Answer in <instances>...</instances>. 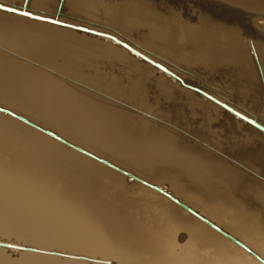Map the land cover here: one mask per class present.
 Segmentation results:
<instances>
[{"label": "bare ground", "instance_id": "1", "mask_svg": "<svg viewBox=\"0 0 264 264\" xmlns=\"http://www.w3.org/2000/svg\"><path fill=\"white\" fill-rule=\"evenodd\" d=\"M3 1L0 0L1 5L23 10V3L20 8ZM96 1L104 8L94 7L93 0H30L26 1L24 10L110 34L179 75L181 80L187 81L191 74L198 79L202 78L200 74H217L215 85L235 97L245 98L246 103L234 99L225 102L221 93L210 89L207 94L215 95L214 99L264 126V39L249 44L241 42L244 37L255 35L254 26L249 27L254 16L251 12H264V0H218L234 6L225 5L221 12H215L216 6L207 4L206 18L218 27L213 37L198 31L195 40L180 25L181 21H177L175 28L179 33H175L174 42H166L163 32L155 28L156 23H165H162L163 12L169 5L166 2L155 0L159 15L153 21L149 18L150 26L144 30L135 28L131 22L137 14L135 5L137 2L147 5L145 0H125L124 4ZM106 1L110 3L103 4ZM53 2L57 4L54 12L62 18L55 13H42V9L41 13L32 11L33 4H37L53 12L50 10ZM116 8L122 10L119 16L115 14ZM65 9L72 10L75 17L63 14ZM1 12L10 17L19 16V20L35 26L58 29L98 47L111 46L155 70L159 79L180 82L185 86L184 91L199 96L185 101L187 109L196 117L209 120L219 134L235 139L223 143L220 141L224 138L216 139L218 136L208 133V138L198 143L206 156L195 159L198 153L194 147L191 150L195 158L183 159L175 151L181 147H174L181 142L175 133L154 139L147 137L145 131L141 137L124 131L139 115L138 109L119 104L124 114L110 112L113 104L107 103V96L117 81L106 72L68 61L63 56L65 53L51 52L46 46L38 48L35 42L21 40L23 32L18 28L8 29L0 24V107L164 189L264 258V131L195 91L194 87L200 89L196 84L183 80L181 83L111 38L0 8ZM100 22L109 25L104 27ZM257 23V32L263 33L264 20ZM169 30L164 32L167 38ZM261 35L258 34L259 38ZM153 51L166 57L155 58ZM167 57L186 64L179 65L183 74L174 68L178 64ZM207 131L203 130L205 134ZM220 154L232 158L235 155L237 161L222 159ZM0 264L262 263L163 194L0 112Z\"/></svg>", "mask_w": 264, "mask_h": 264}, {"label": "rangeland", "instance_id": "2", "mask_svg": "<svg viewBox=\"0 0 264 264\" xmlns=\"http://www.w3.org/2000/svg\"><path fill=\"white\" fill-rule=\"evenodd\" d=\"M4 1L8 2V3H12L13 6L18 5L19 7H20V5H22V3H24L23 2L24 0H4ZM29 1L27 0V2H29ZM55 1L57 2V0H55ZM58 1H60V0H58ZM93 1H94V7H96V8L98 7L99 9L104 8V5H99L96 0H93ZM111 1H113L111 4H116L117 1H119V2L122 1L123 4L125 2V0L124 1L123 0H111ZM128 1H130V0H128ZM161 1L164 3L166 2L167 5L169 4L166 7V9L164 8L165 11L163 12V14L165 16L164 17L165 19L162 17L164 20V21H162V23L165 22L167 24L166 26L170 28V30H169V28H167L169 30L168 31L169 37L167 38V36H165V34L167 32V29L165 28L166 26H164L165 23H163V25L156 23L155 28L157 29V31H161V33L163 32L162 37H163V39H165L166 42H174L175 41L174 40L175 33H176V35L179 33V29L175 28V27H177V25H176L177 21H181L180 25H184L186 27V29L188 30V33H189L188 35H190L189 37H191V38H195L194 34L198 33V31L204 32V33L208 32L207 36L213 37V32L214 31L216 32V30H218L217 29L218 27L212 21H210V20H208V18H206L209 15L208 11H207L208 8H206L207 4H212V5L216 6V8L214 7L216 10L213 9L215 12H221V9L223 10L225 5L227 7L228 6L234 7L230 4H226L223 2L219 3L218 0L217 1L211 0L212 2L209 0L208 1L207 0H202V1L193 0V4H192V0H182V1L181 0H168V2H167V0L166 1L161 0ZM169 1H171V2H169ZM180 1H181V3H180ZM56 2H53V6H52L53 9L52 8L50 9L53 12H48L47 8L45 9L44 6H42V5H40V6L38 5L39 7H37L36 6L37 4H33L32 9L35 8L34 9L35 11L34 10H32V11L41 13L40 11L42 9V13H47V14L50 13L49 15H54V13H55L57 15V17L62 18L59 13L54 12L56 9V6H57ZM145 2L147 5H145V4L141 5L140 2L139 3L137 2V4L135 5V7H136L135 11H137V14L132 19V22L130 21L131 23H133L135 25V28H137V29H140L139 27H141V29L145 30V28L150 26V24L148 25V22L153 21V19H155V16L157 14L159 15V13L155 9V0H145ZM54 3H55V5H54ZM106 3H110V2H107V1L103 2V4H106ZM118 4H120V3H118ZM217 4L218 5L224 4V6L221 7V5H219L220 6L219 7V6H217ZM40 7H42V8H40ZM217 7H219L220 9ZM36 8H38L39 10ZM200 8L202 11L200 10ZM43 9H45V10H43ZM178 10H180V11H178ZM119 11L121 12L122 10H120L119 8L118 9L116 8V12H115L116 16H119L118 15V14H120ZM203 11L205 12V14H203L204 13ZM214 11H212V12H214ZM165 12L167 13V16H166ZM62 13L66 14V16H69V17H75V13H73L72 10L69 11V10L65 9L64 12H62ZM128 13L130 14V12H128ZM251 13L254 14L255 18L253 16L252 20H249V21H251V22L253 21L255 24L252 22L253 24L251 23L250 24L251 26L249 25V27H252V26L255 27V28L254 27L252 28V30L254 29L253 31H254L255 35L253 37H247L246 36L241 40L242 43H246V44L247 43L249 44V42L250 43L251 42H262L264 39L263 38L264 37V31H263V33H261V31H259V30H258L259 32H257V29H256L257 28L256 24H258L257 21L259 22L260 20H264V14H263L264 12H260V11L258 12L257 11V13H256L255 11H252ZM258 14L260 15V17ZM0 15H2V17L0 16V24L4 25L5 28L12 29L15 27V28H18L19 30H21L23 32L22 37H24V38H21V40L23 39V41H25V42H26V40L28 42H35V44L38 46V48L46 46L47 48L51 49L50 50L51 52H54V53L60 52V53H62V55H63V53H65L63 56H66V59L68 61L73 62L72 60H74L73 63H76V64L78 63V65L84 64V66H87L86 68L89 67L90 70H91V67L95 66L92 69L96 68L95 70H99V69L103 70L108 75H110L109 77H111L115 81H117V84L111 85V86H113V87H111V89H113V90H111L110 94L107 96L108 97L107 103L113 104L110 112L113 111L116 114H120L121 113L120 111H123V114H124L123 107L118 106L120 104V105L124 106L125 108H128V106H130L131 108L133 107L136 111L138 109L137 113L139 114V115H137V118L135 120L131 121L132 124H129L126 127H124L125 132H127V133L135 132L141 137L142 132L145 131L147 133V137L154 138V139H160L162 137L172 135L175 133L179 136L181 142L180 141L177 142L175 144L176 146L174 145V147L176 148V147L181 146L180 149L181 148L183 149V150L181 149V151H180V149L176 148L175 151H177L176 153L179 154L181 157L183 156L182 157L183 159H186V156L189 158L190 157L195 158V156H196L195 159H199V157L204 158V156H206L205 152L204 151L202 152L200 150L198 143L200 141H202L201 139L204 140L205 137L208 138L207 137L208 133H211V135L215 134V137L218 136V137H216V139L224 138L220 142L224 143L225 141H228V143H231L229 141V139H231L233 136H231V135L225 136L221 132L219 134V132H217L218 130L215 131L216 128H214L211 124H209L210 123L209 120H207L206 118H204L202 116H198V115L196 117V114H194L192 111H189V110H191L189 107H188L189 110L187 109V104L185 103V101H187L189 97L192 99H199V96L193 94L194 93L193 91H191V93L184 91L183 89L185 88V86L181 85L180 82H178L177 80L174 79L175 81L178 82V84L173 83V82H171L172 83L171 84L170 80H168L167 78H165L166 80L159 79L157 77V74L155 73L156 72L155 70H153L152 68L144 67L145 65H142L140 62H138L137 60H135L131 56H129L127 54H123L120 50H114L111 46L109 48H104V47H100V46L98 47L95 43H88L84 40L72 38L71 36L60 32L58 29H52V28L48 29V28H44L41 26L40 27L35 26V24H31L29 22H26L25 20H22L21 18L19 20V16H17L18 17V20H17L16 16L13 17L11 15L12 19H10L11 18L10 16L4 15V13H2V12L0 13ZM170 16H171V18H170ZM4 18H5V21H4ZM149 18H151V19L149 20ZM261 18H263V19H261ZM2 19H3V22H1ZM247 21H248V19H247ZM5 22H6V24H5ZM210 22H211V24L208 25ZM85 24L88 25L89 23H84V25ZM100 24H102V26H104V27H107L109 25L107 23H102V22H100ZM97 28H100V26L98 25ZM102 30H104V29H102ZM122 31H124V30H122ZM108 32H110V31H108ZM164 32H165V34H164ZM258 34L259 35L262 34L261 36H263V37L259 38ZM198 36H199V34H198ZM210 37H207V39ZM253 38H254V40H253ZM195 40H197V39L195 38ZM195 40H194V42H195ZM142 46H143V48H146V49H152L150 46L149 47L148 46L146 47L145 45H142ZM52 49L55 51H53ZM68 54H69V56H68ZM151 54L154 55L155 58H158V59H164L166 57L165 55L160 54L159 52H155V51H153V53H151ZM75 59L77 62L75 61ZM169 59L170 58L167 57V60H169ZM214 59H212V60H214ZM170 60H172V59H170ZM172 61L175 64H178V66H176L174 68L178 71L180 70L179 72L183 74V68H182V66H179V65L186 66V64L176 62L174 60H172ZM79 62H81L82 64ZM88 62H91V63H89V66L87 64ZM210 63L215 64L217 62L211 61ZM151 72H152V74H151ZM106 73H104V74H106ZM200 76L202 78L198 79L197 76L195 77V75L191 74L190 77L188 78V80L190 79L189 81L188 80L185 81L183 79L182 80L186 83L191 82L189 84L193 85V86L196 84L201 90H203L205 92L210 89L209 91L212 90V91H216L218 93H221L222 94L221 97L223 98V100L225 102H227L228 99H234V100H241L243 103H246L245 98L235 97V96L231 95V93L229 91H225V90L221 89L220 87H218L217 85H215V82L217 81V79L215 77L217 76V74H214V75L200 74ZM207 78H211V79L207 80ZM202 80H204V81H202ZM154 82H156V83H154ZM157 84H159V85H157ZM143 85H145V86H143ZM127 88H129V89H127ZM212 96L215 97V95H212ZM124 100L128 104H126L124 102ZM136 106H137V108H136ZM186 110L188 112H186ZM179 116L181 118H179ZM182 116H184V117H182ZM200 117H201V119H200ZM182 118H183V120H182ZM198 118H199V120H198ZM191 119H193V120L191 121ZM202 119H204V120H202ZM184 120H186V121H184ZM196 120H198V121L196 122ZM194 122H195V124L193 125ZM184 124L187 126H185ZM183 126L185 128H183ZM194 126H195V128H194ZM203 126H205V127H203ZM186 127L189 128V130L188 129L186 130ZM196 127H197V129H196ZM191 129H193V131ZM204 129H208L206 134H205V132H203ZM185 130L188 132V134H189V131L191 132L190 133L191 137L189 136L190 134L189 135L185 134V133H187ZM198 131H199L200 135L198 134ZM197 134H198V136H197ZM201 134H202V136H201ZM221 134H222V136H221ZM182 138H185L184 139L185 142ZM233 138L231 140L235 139V138L234 139ZM194 140H197V141H194ZM182 141L185 143V145L183 144ZM192 141L194 143H197V144H194ZM179 143H181V145ZM186 144L190 149L186 146ZM188 144L192 145L193 147L188 145ZM195 145H197V146H195ZM185 147L188 150H186ZM194 147H195V149H194ZM191 148L194 149L195 153L197 150V153L199 154V156H198V154H195L194 151H192L193 149L191 150ZM197 148L199 149V151ZM178 150H179V153H178ZM184 153H186V154H184ZM190 153H192L191 154L192 156L190 155ZM193 153L195 154V156L193 155ZM200 153L201 154L203 153V156H201ZM184 155H185V157H184ZM219 156H222L221 157L222 159H223V157L226 158V160L232 158V155L230 156V155H226V154H223V155L220 154ZM234 157H236V156L233 155V158L231 160L237 161V159L236 158L234 159ZM239 158H238V160H239ZM207 159H208V157H207ZM127 183L131 184V182H127ZM10 256L13 257V255H10Z\"/></svg>", "mask_w": 264, "mask_h": 264}, {"label": "water", "instance_id": "3", "mask_svg": "<svg viewBox=\"0 0 264 264\" xmlns=\"http://www.w3.org/2000/svg\"><path fill=\"white\" fill-rule=\"evenodd\" d=\"M26 1L27 0H24V3H23V10H19V9H16V8H12V7H9V6H4V5H1L2 7H0L1 9L3 10H7V11H10L9 9H15V11H10V12H14V13H18V14H22V15H25V13H30L28 11H25V6H26ZM26 16H29L33 19H38V20H44V21H49V22H52V23H55V24H58V25H61V26H66V27H71V28H74V29H77V30H82V31H86L88 33H92L94 35H98V36H104V37H108V38H111L112 40H114V42L116 43H119L123 46H125L126 48H128L132 53H135L137 55H139L140 57H142L143 59L151 62L152 64H154L155 66L161 68L162 70H164L166 73H168L170 76H172L173 78L181 81L182 80L177 76L175 75L173 72L167 70L166 68H164L162 65L158 64V63H155L154 61H152L151 59L147 58L146 56L142 55L141 53H138L136 50L132 49L131 47H129L128 45H126L125 43H123L122 41L116 39L114 36L110 35V34H106V33H102V32H97V31H94V30H91V29H87L85 27H82V26H75V25H72V24H68V23H64V22H60V21H55L51 18H43V17H40L38 15H33L32 13H30V15H26ZM195 91L199 92L200 94L206 96L207 98H210L211 100L215 101L216 103H218L219 105L223 106L224 108H226L227 110H229L231 113L237 115L238 117L244 119L245 121L253 124L256 128H258L259 130L261 131H264V126L261 125L260 123L256 122L254 119H251V118H247V117H244L242 116L241 114H239L238 112H236L235 110H233L231 107L227 106L226 104L224 103H221L220 101L214 99L213 97H211L210 95H208L207 93H205L204 91H202L201 89H198L196 87L193 88ZM0 112H3L5 114H8V115H11L15 118H17L18 120L44 132L45 134L51 136L52 138L60 141V142H63L65 143L66 145L102 162L103 164L107 165L108 167H111L121 173H123L124 175H127L128 177L132 178V179H135L136 181H139L143 184H145L146 186L156 190L157 192L163 194L164 196H166L168 199H170L171 201L179 204L180 206H182L184 209H186L189 213H191L192 215H194L195 217H197L198 219H200L202 222H204L205 224H207L208 226H210L212 229L220 232L221 234H223L224 236H226L227 238H229L230 240H232L234 243H236L238 246H240L241 248L245 249L247 252H249L256 260H258L260 263L264 264V258H262L260 255H258L256 252H254L252 249H250L249 247H247L243 242H241L240 240H238L237 238L233 237L232 235H230L229 233H227L226 231H224L223 229H221L218 225H216L215 223H213L212 221H210L208 218L202 216L201 214H199L197 211H195L194 209H192L191 207L187 206L186 204H184L183 202L179 201L176 197H174L172 194H170L169 192L165 191L164 189L156 186V185H153V184H150L142 179H140L139 177H137L136 175L134 174H131L130 172L128 171H125L121 168H119L118 166L112 164L111 162L103 159V158H99L91 153H89L88 151L66 141L64 138L56 135L54 132L50 131V130H47V129H43L41 128L40 126L36 125L35 123L29 121L27 118L21 116V115H18V114H15V113H12L10 110L6 109V108H2L0 107Z\"/></svg>", "mask_w": 264, "mask_h": 264}, {"label": "snow or ice", "instance_id": "4", "mask_svg": "<svg viewBox=\"0 0 264 264\" xmlns=\"http://www.w3.org/2000/svg\"><path fill=\"white\" fill-rule=\"evenodd\" d=\"M2 7V6H0ZM10 11H15V9H9ZM25 15H30V13H25Z\"/></svg>", "mask_w": 264, "mask_h": 264}]
</instances>
